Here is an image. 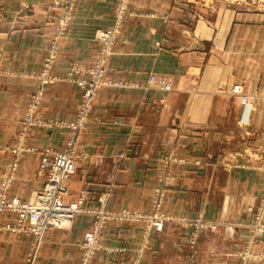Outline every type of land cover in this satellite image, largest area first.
<instances>
[{
    "label": "crops",
    "instance_id": "0c3cea01",
    "mask_svg": "<svg viewBox=\"0 0 264 264\" xmlns=\"http://www.w3.org/2000/svg\"><path fill=\"white\" fill-rule=\"evenodd\" d=\"M59 2L0 0V180L16 158L12 147L21 136L37 84L32 74L42 68ZM77 2L54 67L61 76L75 63L95 61L99 51L95 33L111 24L116 0ZM136 4L157 15L126 18L107 61V75L127 86L99 90L90 124L79 138V165L66 200L86 191L87 203L106 199L111 207L147 211L161 173L160 156L178 153L187 160L174 165L163 210L222 225L192 245L191 227L168 222L163 231L150 234L142 264H239L237 253L248 233L242 223L254 213L264 187V160L253 161L252 169H226L215 162L221 155L264 144V124H259L264 119V82L255 75L260 81L254 83V124L244 125L239 102L218 91L220 84L231 83V49L223 44V65L215 66L210 56L219 49L216 39L200 41L198 28L192 25L191 0H137ZM150 73L169 75L174 89L138 87L147 84ZM244 87L248 89L247 84ZM80 95L81 88L73 81L59 80L47 87L38 116L73 119ZM24 135L27 144L39 147L65 145L64 130L58 128L29 127ZM40 159L39 151L20 157L10 194L27 200L42 188ZM231 224L233 237L225 230ZM92 225L93 217L79 215L68 227L49 229L32 264H79L81 243ZM146 228L142 223L109 222L104 230L106 248L98 251L93 264H131ZM31 249V236L0 231V264H27ZM252 250L264 253V239ZM252 264H264V258Z\"/></svg>",
    "mask_w": 264,
    "mask_h": 264
},
{
    "label": "rangeland",
    "instance_id": "374dc122",
    "mask_svg": "<svg viewBox=\"0 0 264 264\" xmlns=\"http://www.w3.org/2000/svg\"><path fill=\"white\" fill-rule=\"evenodd\" d=\"M191 2L193 3L192 13L194 14L195 17L194 20L192 21V25L193 26L195 25L194 27L195 29L198 28L200 41H202L201 39L203 38L205 39L206 37L207 39H209L208 41H211L210 39L212 36H213L212 40L216 39L215 46H218L217 48L219 49L215 50L216 52L213 53L211 52V56H210V60L213 61L215 60V66L220 65L222 67L223 65L222 64L223 44H225L226 48L231 49L230 72H228L231 83L230 85L220 84L218 87V91L225 92L226 95H229L231 98L236 99L239 102V108L242 113V117H244L243 124L250 126L251 123H253L251 120L252 114L257 109L256 107L257 96L255 94L254 83L256 81H260V80L255 81L254 78L255 75L261 77L262 81L264 82V0H191ZM77 3H78L77 0H60V2L58 3V11L55 14L54 28L49 39L47 54L44 58L42 68L38 72L32 74V76L37 79V84L35 90H33V92L30 94L29 97L30 98L29 103L27 105L25 116L22 121L21 136L18 137L17 143L12 147V151L13 153H15L16 158L12 162L10 168L8 169V173L4 174L0 180V192L2 190V187L4 186V183H6L8 184L7 194H9L10 196L14 195V194H10V188L12 186L14 173L18 168V162L20 157L24 153L39 151V150H34V148L39 149L45 147V146L39 147V146H35L34 144H27L25 142L24 132H26V130L29 127H40L44 129L58 128L61 129L62 131L64 130V133L66 135L64 147L62 149H54L51 147L52 149L57 151H63L68 145L69 140L71 139L70 130L68 128L61 127L57 123H60L62 121H74L77 119L78 112L81 106L83 89L78 85L81 88V95L75 117L70 120H54V119H43L38 116V111L42 104V99L45 95V91L47 87L62 79L73 81L75 84H77L75 80L82 76H85L88 80H93V76L87 72L85 73V71L87 68H92L97 66L102 59L104 60L106 77L113 79L107 75V61L110 58V56L115 52V45L122 34V30L126 18L129 15L132 14L134 15L138 13L141 14L145 13L147 15L151 14L154 16L157 15V13L155 12L149 13L143 10L140 6H137L136 4L137 0H116L111 24L108 25L107 27L98 29L95 33V39L99 43V51L95 61L91 65L75 63L70 67V69L67 71L65 76H61L59 75V73H56L54 69L56 63L55 60L53 63V67L49 72V75H51V77L52 76L57 77L58 80H55L51 83H45L44 80L45 77L43 76V72L44 70H46V63L50 59V55H49L50 50L55 41H58L59 48L61 49V40L65 36V33L69 29V26L73 20L74 11L76 10ZM108 31L115 33V37H116L111 44H106L100 38L101 37L100 32H108ZM241 51L242 53L240 54ZM228 61L229 60L227 59V63ZM260 61H262V65L258 66V63H260ZM153 74L164 75L173 81V79L167 74L150 73L147 78V82H146L147 84L146 85L137 84L138 87L157 88L165 92H170L174 89V86L173 89L166 90L159 86L150 84L149 79ZM221 74L223 75L224 73L221 72ZM237 79L239 80L237 81ZM121 83L125 84L123 86H127V83L125 82H121ZM246 84L248 85V89L244 87ZM173 85H174V81H173ZM235 85H240L242 87L243 92L251 98V102H249L248 104L241 102L239 95L234 93L232 90ZM103 88L106 87H102L97 90L96 96L99 90ZM35 96L37 97L39 96L38 98L39 103L36 110L37 119H35L34 121V119H31L29 117V112H30V103L33 97ZM93 108H94V104H93ZM91 113H92L91 115H93V109ZM91 119L92 116L86 122L85 127L80 130L78 134V139L74 146L75 153L78 159V165H79L80 154L77 151V145L81 134L88 127ZM262 123L264 124V119H262V121H259V124ZM247 148L251 150H246ZM247 148L241 152H231L230 154L221 155L215 163L226 169L229 167H231L232 169L238 167L252 169L253 161L264 160V144L249 145ZM116 156L121 157L122 154H117ZM41 159H42V154H41ZM41 159H40V164H41ZM160 159L162 162V168L153 192L151 208L147 211H141V210L139 211L143 213H151L159 209L162 213H165L169 217L168 220H166L165 225L168 222H178L183 227L186 226L191 227L192 231L190 234L191 235L190 242L192 245H195L202 234L216 231L220 227V225H222V222L218 220L199 217V216L198 217H191L188 215L178 216L173 213H167L163 210V205L167 197V192L171 185L174 165L184 164L186 163L187 159L175 152H169L163 154L160 156ZM168 160L172 162H170V164H167L166 161ZM39 174L44 176V181H45V175L42 174L40 167H39ZM82 192L84 191H81L77 197H79ZM100 202L101 200L97 199L96 202L92 201L89 204H97ZM112 208L120 209L123 207H112ZM133 210H138V209H133ZM3 219L5 220V218ZM116 223H124V224L142 223L147 227L142 233V240L140 242L139 247L137 248L136 256L131 264H142V259L145 253V249L148 247L150 234L152 232H161L165 228L164 225L162 230H155L152 227H150L149 224L145 221H134V222L118 221ZM242 226L247 229L248 233L244 248L237 253L238 258L240 259L238 263L252 264L254 263V261L256 260L258 261L264 258V253L255 252L252 250L253 245L257 241H259L260 239H264V232H261L259 230L260 226L264 227V187L261 190L259 201L254 213L246 222L242 223ZM225 230L227 231L229 237H233L235 235L234 225L232 224L229 225ZM103 243H104V248H106L104 231H103ZM81 250H82V246H81ZM82 252H81V257H82ZM93 262L94 259L92 261V264Z\"/></svg>",
    "mask_w": 264,
    "mask_h": 264
},
{
    "label": "built area",
    "instance_id": "2783aa9c",
    "mask_svg": "<svg viewBox=\"0 0 264 264\" xmlns=\"http://www.w3.org/2000/svg\"><path fill=\"white\" fill-rule=\"evenodd\" d=\"M100 36L106 44H111L116 38L115 33L111 31L100 32ZM59 50L58 41H55L50 50V59L46 63V70L43 72L45 83L58 80L57 77H51L49 72L59 54ZM86 72L93 76V80H88L85 76L75 80L77 85L83 89L77 119L57 123L63 128H68L71 132V139L66 148L63 151H57L47 146L39 149L34 148L42 154L40 170L45 175L42 188L28 200L22 199L18 195L10 196L7 194L8 184L6 183H4L0 192V231H10L32 237V249L27 264L33 263L34 257L49 229L68 227L79 215H88L94 219L92 227L86 231L81 244L83 252L80 264H92L96 253L104 248L103 231L109 222L145 221L153 229L162 230L169 218L159 209L151 213H143L126 207L112 208L108 205L106 199L97 204H89L86 200L85 191L73 201L66 200L70 194L69 181L78 168L74 146L80 130L85 127L86 122L92 116L91 112L97 90L102 87L125 85L106 77L103 59L97 66L87 68ZM149 83L166 90H171L174 86L171 79L160 74H153L149 79ZM232 90L239 95L241 102L246 104L251 102V98L243 92L240 85H235ZM38 98L39 96L33 97L30 103L29 117L34 121L37 119ZM166 162L170 164L172 161L168 160ZM6 214H12L14 219L4 220ZM259 230L264 232V227L260 226Z\"/></svg>",
    "mask_w": 264,
    "mask_h": 264
}]
</instances>
